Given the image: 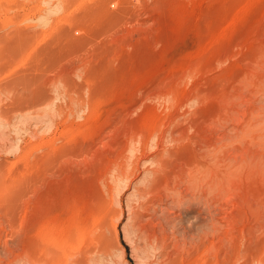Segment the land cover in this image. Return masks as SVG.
I'll list each match as a JSON object with an SVG mask.
<instances>
[{
  "label": "rangeland",
  "instance_id": "obj_1",
  "mask_svg": "<svg viewBox=\"0 0 264 264\" xmlns=\"http://www.w3.org/2000/svg\"><path fill=\"white\" fill-rule=\"evenodd\" d=\"M0 264H264V0H0Z\"/></svg>",
  "mask_w": 264,
  "mask_h": 264
},
{
  "label": "bare ground",
  "instance_id": "obj_2",
  "mask_svg": "<svg viewBox=\"0 0 264 264\" xmlns=\"http://www.w3.org/2000/svg\"><path fill=\"white\" fill-rule=\"evenodd\" d=\"M132 137H134V136H132ZM132 137H131V138H132ZM144 137H145V136H144ZM172 137L174 138V136H172ZM149 139H150V138H149ZM133 140H134V139H133ZM203 146H204V145H203ZM139 147H140V146H139ZM143 152H145V151H143ZM160 161H161V160H160ZM162 161H163V160H162ZM158 162H159V161H158ZM156 164H157V163H156ZM136 165H137V164H136ZM132 166H133V165H132ZM115 167H116V166H115ZM119 169H120V168H119ZM121 170H122V169H121ZM128 170H129V169H128ZM125 171H127V170H125ZM150 171H151V170H150ZM118 172H119V170H118ZM123 172H124V171H123ZM151 173L153 174L154 171L151 172ZM123 174H124V173H123ZM154 174H155V173H154ZM128 175H129V172H128L127 176H128ZM150 175H151V174H150ZM156 175H157V173H156ZM122 176H123V175H122ZM152 176H153V177H152V180H150V181H149L150 183H148L149 186H144L145 188H142V189L139 188V190L137 189V190L139 191V192L137 191L138 193H140L141 195L146 194V193H147L148 195L150 194V192H151L150 189L152 188V184L155 182V181H154V176H155V175H152ZM156 177H157V176H155V178H156ZM126 178H127V177H126ZM147 178H148V177H147ZM124 179H125V178H124ZM150 179H151V178H150ZM149 190H150V192H149ZM148 192H149V193H148ZM138 193H137V194H138ZM147 194H146V195H147ZM138 195H139V194H138ZM178 195H179V194H178ZM139 196H140V195H139ZM143 196H144V195H143ZM140 197H141V196H140ZM150 197H151V196H150ZM150 197H149V198H150ZM145 198H147V197L145 196ZM104 200H105V199H104ZM143 201H144V200H143ZM145 201H146V200H145ZM145 201H144V203H143V202H142V203H143L144 206H146V208H148L149 211H150V210L156 211V210H154V209H156V208L154 207L155 204H154L151 200H150L149 202H148V201L145 202ZM140 205H142V204H140ZM143 205H142V206H143ZM144 208H145V207H144ZM102 210H103V209H102ZM146 210H147V209H146ZM153 211H152V212H153ZM98 214H99V213H98ZM101 214H102V213H101ZM136 215H137V214H136ZM133 217H134V216H133ZM139 217H140V216H139ZM97 228H98V227H97ZM101 235H102V234H101ZM29 251H30V250H29Z\"/></svg>",
  "mask_w": 264,
  "mask_h": 264
}]
</instances>
